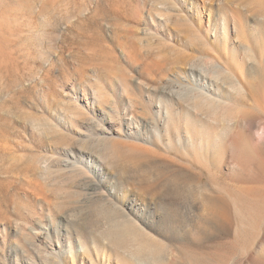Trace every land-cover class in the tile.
<instances>
[{
  "label": "rangeland",
  "instance_id": "rangeland-1",
  "mask_svg": "<svg viewBox=\"0 0 264 264\" xmlns=\"http://www.w3.org/2000/svg\"><path fill=\"white\" fill-rule=\"evenodd\" d=\"M220 10L237 16V31L234 23L226 33L208 29V20ZM257 13L251 0H0V264H135L131 254L141 238H117L118 209L102 205L92 193L102 187L124 212L123 200L146 201L152 220L153 196L143 185L151 174L138 167L143 154L122 152L114 160L90 142L98 133L86 119L92 116L86 104L97 111L114 106L119 134L130 142L135 141L128 140L126 120L134 104L137 115L170 131L164 138L183 135L193 123L188 109L175 108L169 123L160 124L147 87L186 74L192 54L206 67L201 56L233 50L238 72L251 74V38L264 26ZM233 98L248 107L241 95ZM93 122L99 128L103 123L99 117ZM158 141L153 155L181 163L183 148ZM66 151H73L69 162L89 178L60 170ZM168 168L155 164L152 169L169 174ZM81 233L95 237L97 246L89 240L81 248ZM152 243L158 253L159 242Z\"/></svg>",
  "mask_w": 264,
  "mask_h": 264
},
{
  "label": "bare ground",
  "instance_id": "bare-ground-1",
  "mask_svg": "<svg viewBox=\"0 0 264 264\" xmlns=\"http://www.w3.org/2000/svg\"><path fill=\"white\" fill-rule=\"evenodd\" d=\"M251 10L259 13L257 19L264 25V0H251ZM231 23L237 31L240 27L237 16L230 10H220V15L208 20L207 26L217 33H226ZM258 28L251 38V74L238 72L233 50L210 53L208 58L201 56L206 67L199 62L196 64L195 56L189 54L186 74L166 78L156 89L147 87V94L153 97L159 109L160 124L169 123L175 108L178 113L188 109L193 123L186 127L183 135L177 132L174 138H164L170 131L166 127L161 131L151 117L137 115L134 102L132 114L126 120L130 130L128 140L136 143L130 142L119 134L121 128H117L115 122L119 116L113 105L111 111L103 107L97 111L94 104H86L92 113L86 119L98 133L90 142L114 160H118L122 152L143 154L145 159L138 167L151 174L143 185L153 196L152 220L147 215L151 210L146 201L139 205L120 201V207L128 209L124 212L116 207L119 202L104 195L102 187H95L92 193L102 205L118 209L113 225L117 238L124 239L125 235L141 238L137 253L131 254L135 264H264V26L263 30ZM235 94L242 96L240 101L245 102L247 108L236 103ZM106 95L102 96L106 98ZM96 117L103 121L101 128L93 124ZM107 121L109 126L105 124ZM154 139L157 146L161 140L163 146L183 148L185 154L181 163L153 155ZM72 152L66 151L65 165L60 170L89 178L84 169L69 162ZM155 164L167 165L172 171L156 173L152 169ZM46 166V170L51 167ZM206 177L225 179V184L218 181L213 184L212 180L211 184ZM112 193L116 199L115 192ZM135 205L138 206L136 212L133 211ZM82 234L77 238L81 248H87L89 240L96 245L95 237L87 239ZM68 239L75 241L72 234ZM153 239L160 244L155 245L158 253L153 249ZM174 243L179 245L174 247ZM33 245L38 252L43 251L36 242Z\"/></svg>",
  "mask_w": 264,
  "mask_h": 264
}]
</instances>
